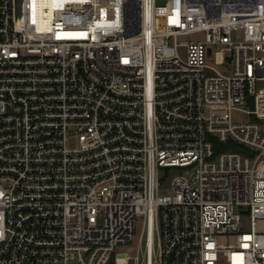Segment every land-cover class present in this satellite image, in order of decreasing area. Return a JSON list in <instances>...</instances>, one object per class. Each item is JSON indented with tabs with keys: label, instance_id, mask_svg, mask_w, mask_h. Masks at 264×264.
<instances>
[{
	"label": "built area",
	"instance_id": "built-area-1",
	"mask_svg": "<svg viewBox=\"0 0 264 264\" xmlns=\"http://www.w3.org/2000/svg\"><path fill=\"white\" fill-rule=\"evenodd\" d=\"M134 259L264 264V0H0V264Z\"/></svg>",
	"mask_w": 264,
	"mask_h": 264
},
{
	"label": "rangeland",
	"instance_id": "rangeland-1",
	"mask_svg": "<svg viewBox=\"0 0 264 264\" xmlns=\"http://www.w3.org/2000/svg\"><path fill=\"white\" fill-rule=\"evenodd\" d=\"M196 38L195 35H184L179 38L180 41H188ZM183 56H186V49L182 47L181 51ZM244 115H240L239 118H244ZM177 173V171H173V174ZM244 226H249L248 219L245 218L244 220ZM145 240H146V233H145V227H144V219L142 217H138L137 223H136V232L133 236L132 242L128 244H121L116 247V250L120 251H127L130 256L135 258V256H138L139 260L142 259L143 256V250L145 246ZM130 264H137V260H131Z\"/></svg>",
	"mask_w": 264,
	"mask_h": 264
},
{
	"label": "trees",
	"instance_id": "trees-1",
	"mask_svg": "<svg viewBox=\"0 0 264 264\" xmlns=\"http://www.w3.org/2000/svg\"><path fill=\"white\" fill-rule=\"evenodd\" d=\"M227 144H228L233 150H242V147H241L240 145H237V144L233 143L232 141H229ZM228 145H226V146H219V145L216 144V150H217V151H220L221 149H224V148L228 147Z\"/></svg>",
	"mask_w": 264,
	"mask_h": 264
}]
</instances>
